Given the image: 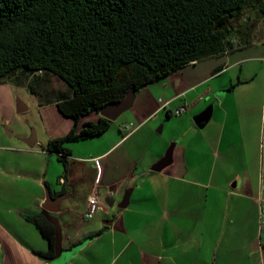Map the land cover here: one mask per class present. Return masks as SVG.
<instances>
[{"label": "crops", "instance_id": "crops-1", "mask_svg": "<svg viewBox=\"0 0 264 264\" xmlns=\"http://www.w3.org/2000/svg\"><path fill=\"white\" fill-rule=\"evenodd\" d=\"M252 45L206 58H218L204 67L206 74L197 67L203 59L142 88L105 132L67 144L66 178L47 145L68 134L75 120L49 104L55 97L40 102L36 134H0V264H51L37 253L49 248L47 240L28 220L45 216V204L59 219L63 249H78L68 264H264V80L258 81L264 54H236ZM12 91L0 84V115L4 105L14 114ZM204 101L213 110L201 129L194 116ZM182 106L187 110L174 116ZM164 110L166 118L159 115ZM97 113L79 128L97 121ZM168 119L176 125L166 130ZM159 123L162 136L154 130ZM170 145L172 162L152 170ZM109 189L115 204L103 203L86 218L90 195ZM48 190L61 200L47 203ZM125 191L130 204L119 208Z\"/></svg>", "mask_w": 264, "mask_h": 264}, {"label": "trees", "instance_id": "trees-1", "mask_svg": "<svg viewBox=\"0 0 264 264\" xmlns=\"http://www.w3.org/2000/svg\"><path fill=\"white\" fill-rule=\"evenodd\" d=\"M263 17L264 0H0V83L29 82L34 92L44 77L54 87L59 111L75 120L68 134L47 145L66 178L67 144L102 134L112 122L100 116L79 128L82 117L131 89L250 43ZM58 81L66 89L55 86ZM28 220L47 240L49 248L37 253L49 260L54 224L43 214Z\"/></svg>", "mask_w": 264, "mask_h": 264}, {"label": "rangeland", "instance_id": "rangeland-1", "mask_svg": "<svg viewBox=\"0 0 264 264\" xmlns=\"http://www.w3.org/2000/svg\"><path fill=\"white\" fill-rule=\"evenodd\" d=\"M248 15L251 17L250 19H253L255 16V14L252 12H249ZM262 23H263L262 24L263 26L260 25L259 23H256V25L253 28L254 29L253 31L260 28V31L254 32L256 34L251 39V42H253V45L248 49L242 50L241 52L236 51V54L241 53L242 56L264 54V43H262V42H264V21H262ZM237 38L238 39L236 41H239L242 38V36L237 34ZM217 59L218 58L211 60V58H209V60L206 59V60L200 62L197 65V67H199V69L201 70V74H206V70H204V67L206 66V68H207L208 63H211V61H215ZM218 64L219 63H217L216 66H218ZM258 65H259L258 70L260 71V67H261L260 65L261 64L258 63ZM194 67H196V66H194ZM187 69H189V68H187ZM263 80H264V70L262 69L259 76H258V81H263ZM155 83H152V84H155ZM0 84H4V85L9 84L10 88L13 90L12 94H13L14 106H15V112L12 116H10V111L5 109V105L3 106V109H2L3 113L0 115V118H1L0 119V134L4 135V137L10 138L13 135V133L17 134L20 131V129H27L29 135H33L34 133L36 134L37 133V125H35V124L37 122L41 123V119H42V115L40 113V105H39L41 102V91H44L43 99L49 100V99L55 97V93L52 92V90H53L52 88H54V87H52L50 84H48L44 77L41 78L40 80L35 81V87H37V90L34 92L32 91L29 82L19 84L13 80H7V81H4ZM152 84H150V85H152ZM207 84L203 87L205 88L207 86ZM55 86H58L60 88V90L66 89V86L62 81H58L57 83H55ZM145 87H150V86L148 85ZM145 87H143V88H145ZM41 88H43V90ZM49 91H51V93ZM138 92H136V94ZM163 95L160 96V99L163 102H166V99ZM18 100L22 101L27 106L28 109L26 111L20 112V113L17 112ZM53 103H56V102L53 100H51L49 102L50 105ZM210 106H211V104L206 105V101L201 103V107L204 108V110ZM97 115H98L97 112H92L90 114H87L81 118L80 123H82L86 119L87 120H96ZM155 115L157 116V113H155L154 116ZM159 115H160V117L162 116V118L167 117L165 110L162 111L161 114H159ZM174 116H177V114ZM158 122L159 121H156L155 123H158ZM171 124L173 126L176 125V121L168 119V121L166 122V130L168 129L169 125H171ZM162 128H163V123H159L157 125V127L154 129L156 134H158V136L163 135ZM165 133H166V131H165ZM185 136L186 135H184V137ZM90 139H92V138H90ZM80 141H86V140H80ZM76 142H79V141H76ZM126 192L127 191L124 192L123 197L126 194Z\"/></svg>", "mask_w": 264, "mask_h": 264}, {"label": "water", "instance_id": "water-1", "mask_svg": "<svg viewBox=\"0 0 264 264\" xmlns=\"http://www.w3.org/2000/svg\"><path fill=\"white\" fill-rule=\"evenodd\" d=\"M135 99H136V92L131 89L127 92V94L125 95L123 99L108 102L101 108L99 112L103 117H106L112 121L117 120L124 112H126L127 110L133 107L135 103ZM27 109H28L27 106L22 101L18 100L17 111L24 112ZM212 110H213V107L210 106L206 108L205 110H203L202 112H200L199 114H197L196 116H194V122L197 127L203 129L208 124L212 116ZM25 142L27 143L29 147L35 146V143H36L35 140L34 141L26 140ZM172 160H173V145L167 150L165 155L157 163L153 165L152 170L161 171L166 166H168L172 162ZM130 197H131V191L126 192L122 200L118 203V207L119 208L128 207V205L130 204ZM61 198H62V195L55 197L54 195H52L51 191L48 190L46 201L47 203L49 202L58 203L61 200ZM107 202L109 205L115 204L114 199L109 200V198H107ZM43 207L46 210L44 211L45 217L51 223L54 224L55 229H56L55 256L51 257L49 261L51 264H68L70 257L74 253H76L78 249L76 248L70 251H66L63 249L62 234H61L62 230H61L59 219L48 213L50 211L55 212V210L54 211L51 210L46 204ZM112 223H113L112 220H109L106 222V224L108 225H111Z\"/></svg>", "mask_w": 264, "mask_h": 264}, {"label": "built area", "instance_id": "built-area-1", "mask_svg": "<svg viewBox=\"0 0 264 264\" xmlns=\"http://www.w3.org/2000/svg\"><path fill=\"white\" fill-rule=\"evenodd\" d=\"M160 101H162L160 99ZM165 103V102H164ZM169 102H166L164 106H166ZM187 110L186 106H182L175 111L176 114H181ZM115 195L114 189H109L105 195L94 193L90 195L87 206L85 209L84 216L86 218H93L95 214L102 209L103 203L109 205L107 202V198H110ZM261 220L264 221V201L261 202V212H260Z\"/></svg>", "mask_w": 264, "mask_h": 264}]
</instances>
